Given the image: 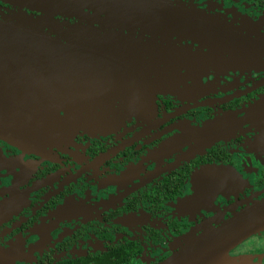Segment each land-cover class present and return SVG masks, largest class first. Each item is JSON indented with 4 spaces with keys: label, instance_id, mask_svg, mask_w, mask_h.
I'll return each mask as SVG.
<instances>
[{
    "label": "flooded vegetation",
    "instance_id": "obj_1",
    "mask_svg": "<svg viewBox=\"0 0 264 264\" xmlns=\"http://www.w3.org/2000/svg\"><path fill=\"white\" fill-rule=\"evenodd\" d=\"M4 4L0 22L34 20L26 29L123 68L131 91L29 88L35 101L17 103L40 116L78 110L45 119L56 133L38 150L0 138V264H161L264 200V0ZM171 15L198 22L209 54L154 30ZM229 254L264 264V228Z\"/></svg>",
    "mask_w": 264,
    "mask_h": 264
},
{
    "label": "water",
    "instance_id": "obj_2",
    "mask_svg": "<svg viewBox=\"0 0 264 264\" xmlns=\"http://www.w3.org/2000/svg\"><path fill=\"white\" fill-rule=\"evenodd\" d=\"M54 2L78 7L94 6L96 10L102 4V0H4V3L13 6L44 13L52 11ZM17 18L22 24L12 19L0 22V75L5 76L0 78V86L10 87L0 90V138L18 147L38 150V147L42 148V141L51 139L56 133L45 119L52 118L58 111H64L70 117L78 110L77 105L59 110L47 108V113L41 114L42 120L36 108L17 105L18 102L35 101V94L30 93L29 88L42 89L44 95L46 91L62 94L72 91L82 98L103 94L121 96L130 90L128 77L131 76L122 72L124 69L117 64L41 36L33 28L26 29L34 20L26 16ZM41 21L47 22V19L37 21L32 27ZM197 23L181 15H171L170 28L154 30L163 33L187 31L195 35L194 32H199ZM19 87L23 88L22 91ZM121 87L123 94L119 92ZM80 108L84 115L96 116L97 109ZM121 112L119 110V114ZM263 228L264 200L236 215L223 227L190 237L179 253L161 264H253L244 257L224 260L236 246Z\"/></svg>",
    "mask_w": 264,
    "mask_h": 264
},
{
    "label": "snow or ice",
    "instance_id": "obj_3",
    "mask_svg": "<svg viewBox=\"0 0 264 264\" xmlns=\"http://www.w3.org/2000/svg\"><path fill=\"white\" fill-rule=\"evenodd\" d=\"M0 4H4V0H0ZM166 4L167 6H169L172 9H176L178 7V5H180V0H166ZM4 6L6 7L7 5L4 4ZM192 14H194V16L196 18L202 19V20H208L211 19L210 17H206L203 13V11H196L195 9L192 10ZM218 20L222 19L220 17L216 18ZM225 23H230L229 21H225ZM262 37H264V35H260ZM169 37L170 40H172L176 46V48L178 50H188L186 52V54L188 56H193V55H206L209 54L210 52V44L208 42H205L203 38L194 35V34H179L178 31L176 30H172L169 33ZM253 39H255V37H253ZM186 41L188 47H182L180 45V41ZM181 69H184V71H188L187 67H181L179 69V75L181 76ZM235 71V70H233ZM208 74L204 75L207 76ZM190 82V79H187ZM206 82V81H205ZM191 195V193H190Z\"/></svg>",
    "mask_w": 264,
    "mask_h": 264
},
{
    "label": "rangeland",
    "instance_id": "obj_4",
    "mask_svg": "<svg viewBox=\"0 0 264 264\" xmlns=\"http://www.w3.org/2000/svg\"><path fill=\"white\" fill-rule=\"evenodd\" d=\"M232 256L229 254V256L224 260V261H228L230 258H231ZM241 257H244V258H248L249 257V255L247 256V255H245V256H241Z\"/></svg>",
    "mask_w": 264,
    "mask_h": 264
}]
</instances>
